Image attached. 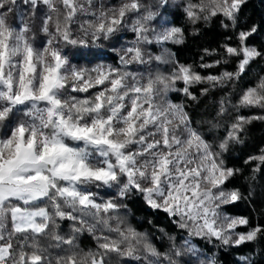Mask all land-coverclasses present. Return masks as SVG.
<instances>
[{"label":"snow or ice","instance_id":"6c2138e0","mask_svg":"<svg viewBox=\"0 0 264 264\" xmlns=\"http://www.w3.org/2000/svg\"><path fill=\"white\" fill-rule=\"evenodd\" d=\"M15 2L0 0V128L6 129L0 132V264H52L35 240L30 252L24 248L28 234L44 235L59 227L57 220L71 221L72 235L65 238L53 231L56 247L72 246L83 232L97 241L99 251L86 253V264H106V257L113 253L160 264L162 254L147 236L119 215L127 210L123 201L131 195H138L150 210L174 218L176 227L187 232L182 248L189 253L198 251L192 237L239 246L264 235V224L238 231L249 226V219L225 211L243 197L238 189L228 188L239 169L227 166L223 158L230 143L240 142L245 125L264 120V115L239 113L247 108L264 112V76L240 91L234 106L237 115L217 145L193 126L183 104L166 99L169 92L180 91L195 100L190 91L194 84L216 87L242 79L252 62L264 59V50L248 43L257 26L238 31L236 46L230 42L223 46L225 54L237 61L234 72L202 76L165 47L182 44L184 29L171 24L153 27L158 14L145 12L141 0H121L112 7L97 6V0H24L34 11L39 5L47 9L41 47L28 35L27 24L8 22L9 5ZM246 2L186 0L183 11L194 24L222 16L236 28ZM167 4L168 0H159L158 6L166 10ZM133 14L137 18L129 25ZM78 16L90 18L79 22L74 32ZM125 27L135 39L114 49L119 66H80L65 51L67 46L90 51ZM149 45L159 46L161 54L150 53ZM205 54L212 51L205 49ZM153 61L170 63L171 71L145 75L129 70L130 65ZM180 82L184 86L177 89ZM219 111H226L224 101ZM245 163L255 164L253 171H264V148ZM94 189L112 195L99 198ZM17 235L24 240L14 244ZM173 252L176 257L184 254L174 245ZM163 255L167 264H178ZM55 264H81V260L73 253L57 257ZM205 264H216V260L210 258Z\"/></svg>","mask_w":264,"mask_h":264},{"label":"trees","instance_id":"16d2710c","mask_svg":"<svg viewBox=\"0 0 264 264\" xmlns=\"http://www.w3.org/2000/svg\"><path fill=\"white\" fill-rule=\"evenodd\" d=\"M121 0H97V6L103 4L107 7L117 6ZM144 5V11H152L158 15L152 22V26L159 28L161 25H175L184 29V42L182 44H167L175 54V59L180 63L191 64L194 69L202 76L219 75L222 72H234L236 70V59L229 57L224 52V45L231 43L237 44V32L248 30L253 25L259 28L248 41L249 45L264 50V0H247L239 13L237 27L233 28L231 23L222 16L214 17L209 21L200 20L192 23L184 14V5L186 0H168L167 8L159 7V0H141ZM12 12L8 13V22L14 26L27 24L31 31L28 33L34 38L36 47H41L46 39L43 33L42 22L47 9L39 5L34 11L24 0H16L10 4ZM2 11H7L4 9ZM90 17L78 16V23L73 25L75 32L79 27V22H83ZM137 17L133 14L129 16L130 25ZM229 24L225 28L223 25ZM135 39L134 34L128 27L123 28L111 40L98 41V46H91L89 49L77 50L72 46L65 48L71 62L80 66L91 67L97 63L111 64L119 66L120 61L114 49H120L122 46H128L129 42ZM205 49L212 51L211 55L205 54ZM147 50L154 54H161V48L157 45L147 46ZM214 50V51H213ZM203 57V60H202ZM167 58V57H166ZM220 61L212 68H201V63L214 64ZM170 63H159L153 61L150 65H130V71L144 73H155L157 70L163 73L171 71ZM260 76H264V59L257 58L247 69L246 74L239 81L226 82L223 86L212 87L208 83H198L190 87V91L197 98L192 100L186 97L183 92H169L166 99L173 103H180L185 106L193 126L198 128L210 143L217 145L223 138L228 126L234 121L237 115V109L234 107L237 103L240 91L252 85ZM182 82L177 83L176 88H182ZM208 88L207 93H202V89ZM76 95L84 96L79 93ZM221 101H224L226 111L220 113ZM163 102V101H161ZM239 113L245 116L264 115L260 109L247 108L239 109ZM6 129L0 128V132ZM264 148V120H253L244 126L240 135V142H232L229 150L223 153L225 163L229 167L237 168L239 171L231 178L228 188L238 189L242 199L226 207L225 211L232 216H242L249 219V226L238 228V231L246 232L249 227L256 224H264V171H253L255 164H246L249 156L256 155ZM100 194L99 198H108L112 192H106L104 189H94ZM114 191V190H113ZM123 203L127 204V210H121L120 216L124 217L126 222L134 227L138 232L147 236L148 241L162 255L159 257L160 264H167L163 254H168L172 259L178 260V264H205L210 258H215L216 264H264V235H259L255 240L246 242L239 246H224L219 241L192 237L191 242L198 251L193 254L187 252L182 246L188 238L186 230L176 227L175 219L164 214L163 211H155L147 208L138 195H131ZM43 206V205H41ZM113 227L115 221L110 222ZM59 227L50 228L44 235H37L33 238L28 234L24 251H31L29 247L33 240L41 249L46 250V255L55 264L56 258L61 256L77 254L81 264H86L85 254L99 251L97 241L92 234L83 232L76 235L72 246L61 245L56 247V241L52 239L51 233L54 231L65 238L72 235L69 220H57ZM8 230H11V222L7 223ZM99 234V232L97 233ZM104 234H108L106 231ZM114 235V234H113ZM170 237L172 239H170ZM24 240L23 235H17L14 238V244ZM175 248H180L183 255L176 257L173 252ZM20 249L17 247L16 251ZM141 257L144 253L141 250ZM241 257L246 258L242 261ZM155 259V258H153ZM106 264H144L143 259L136 261L128 257H120L116 254H109L106 257Z\"/></svg>","mask_w":264,"mask_h":264},{"label":"rangeland","instance_id":"374dc122","mask_svg":"<svg viewBox=\"0 0 264 264\" xmlns=\"http://www.w3.org/2000/svg\"><path fill=\"white\" fill-rule=\"evenodd\" d=\"M166 46V45H165Z\"/></svg>","mask_w":264,"mask_h":264}]
</instances>
